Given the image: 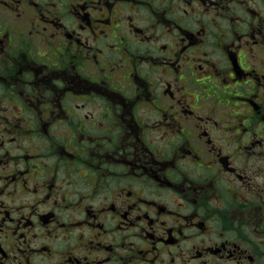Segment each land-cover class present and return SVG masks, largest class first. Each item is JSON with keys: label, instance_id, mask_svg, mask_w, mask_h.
<instances>
[{"label": "flooded vegetation", "instance_id": "af4514ba", "mask_svg": "<svg viewBox=\"0 0 264 264\" xmlns=\"http://www.w3.org/2000/svg\"><path fill=\"white\" fill-rule=\"evenodd\" d=\"M0 264H264V0H0Z\"/></svg>", "mask_w": 264, "mask_h": 264}]
</instances>
